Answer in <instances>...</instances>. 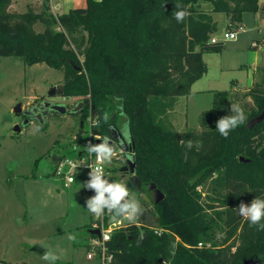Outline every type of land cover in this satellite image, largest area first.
<instances>
[{
  "label": "trees",
  "instance_id": "1",
  "mask_svg": "<svg viewBox=\"0 0 264 264\" xmlns=\"http://www.w3.org/2000/svg\"><path fill=\"white\" fill-rule=\"evenodd\" d=\"M41 1L39 8L19 12L10 9L12 0H0V55L60 69L62 95L84 97L79 114L86 122L92 110L95 133L114 138L111 124L122 134L127 124L130 136L124 137L135 152L141 193L154 182L165 194L152 208L160 217L156 228L139 216L136 224L126 221L113 232L108 247L115 261L264 264V230L234 210L264 199V119L248 126L264 111V66L245 93L252 100L243 108L245 123L227 138L216 122L232 115L230 90L214 92L212 107L200 114L201 130H178L169 119L179 96L192 93L207 72L204 53L225 48L211 40L220 29L215 13H225L226 27L238 29L246 12L264 8L260 0H87L58 14L51 0ZM185 9L190 15L178 23L174 13ZM37 22L42 30L34 29ZM188 140L191 149L181 143ZM207 183L213 194L204 196L198 187Z\"/></svg>",
  "mask_w": 264,
  "mask_h": 264
},
{
  "label": "rangeland",
  "instance_id": "2",
  "mask_svg": "<svg viewBox=\"0 0 264 264\" xmlns=\"http://www.w3.org/2000/svg\"><path fill=\"white\" fill-rule=\"evenodd\" d=\"M78 1L79 6L87 5V0ZM41 2L12 0L10 9L23 12L29 6L39 8ZM70 2L61 0L60 13L68 11ZM209 7L210 4H203V8ZM253 14H244L242 24L246 30L240 31L237 39L225 41L222 51L204 53L208 70L194 84L195 93L179 96L169 113L178 130H201L200 114L212 107L214 92L218 90L233 92L231 104L242 108L252 104L245 93L252 73H257L258 79L264 66L263 60L253 72L256 52L251 43L264 35L263 29L255 27ZM215 16L220 22L217 34L222 35L228 29L225 14L216 12ZM33 27L39 31L43 24L37 22ZM63 81V72L46 62L28 64L21 56L0 55V260L49 264L41 256L52 251L59 257L54 264H99L88 256V244L96 239L89 231L92 214L86 208L89 196L83 187L90 179L88 173L77 170V181L67 186L57 177V162L52 157L53 152L60 155L72 149L80 122L70 112H53L45 118L46 127H40L38 119L15 112L18 104L29 109L44 98L65 103L68 108L84 100L82 96H50L49 91L62 86ZM18 124L21 131L15 130ZM83 133L81 142L90 138L89 119ZM122 157L124 154L108 163V174L114 181L126 183L131 174L121 170L126 164ZM198 190L204 196L213 194L208 183L201 184Z\"/></svg>",
  "mask_w": 264,
  "mask_h": 264
},
{
  "label": "clouds",
  "instance_id": "3",
  "mask_svg": "<svg viewBox=\"0 0 264 264\" xmlns=\"http://www.w3.org/2000/svg\"><path fill=\"white\" fill-rule=\"evenodd\" d=\"M176 8L181 9V6L177 4ZM188 15L190 13L186 9L177 10L174 13V18L180 23ZM230 110L232 115L223 116L216 122V130L225 138L228 137L230 131L244 124L247 119L243 108L239 104H231ZM123 134L126 138L130 136L127 124L124 125ZM96 139H100V137H96ZM181 143L185 144L189 149L193 147L192 140H188L186 143L181 141ZM196 145L199 146V141L196 142ZM87 151L95 154L98 165L95 167L89 165L91 168L89 172L90 179L83 185V187L92 189L96 193L86 200L88 211L96 218H101L105 215V210H107V213L112 215L113 218H122L129 224H136L139 216L144 213L145 208L125 183L110 181L101 166L104 163H111L113 158H119L123 153L112 145L107 137L103 138L99 144H93L89 141ZM234 210L245 221H248L250 226H258L260 230H264V223H262L264 221V199L256 197L250 204L241 202ZM143 238V233H141L139 241H142ZM69 239H72V237H69ZM58 258L52 251H45L41 256V259L48 261L49 264H54V261Z\"/></svg>",
  "mask_w": 264,
  "mask_h": 264
},
{
  "label": "built area",
  "instance_id": "4",
  "mask_svg": "<svg viewBox=\"0 0 264 264\" xmlns=\"http://www.w3.org/2000/svg\"><path fill=\"white\" fill-rule=\"evenodd\" d=\"M242 30H245V28L241 25L238 29L225 30V32L222 35H218L216 32L212 35L211 40L213 42L216 41L225 42L229 40H235L237 39L239 32ZM253 45H257V43L253 42ZM88 119L90 123V138L85 142H81L80 139L84 133H82L81 136L78 135L76 137V141L72 146V149L67 153L60 154L59 159L57 161V170H56L57 177L62 179L67 186H70L71 184L77 181V174H76L77 170H86L89 176V172L91 171L89 165L93 167L98 166L95 154L89 153L87 151V146L89 141H91L93 144H97L96 137H100L101 140L105 137H103L100 133H95L92 130V126L98 123V119L93 115L92 110L88 115ZM109 139H113L115 141V138H109ZM116 148L124 154V157L122 158L127 159L126 151L120 146H117ZM129 151L134 152V150H132L131 148L129 149ZM101 166L104 168L106 177L110 181H114L113 177L108 174V167H109L108 163H104ZM85 191L88 194L89 198L96 194L95 191L92 189L85 188ZM110 216L111 215L107 213V210H105V215L101 218H96L92 214L91 229H100L101 233L100 235L95 234L96 239L89 243L88 256L90 258L98 260L99 264H119L115 261L114 254L109 251L108 241L111 240L113 232L116 229L120 228L126 222V220H123L122 218H117L116 221L109 224ZM150 226L156 228V226L153 225ZM200 245H202V243H200Z\"/></svg>",
  "mask_w": 264,
  "mask_h": 264
},
{
  "label": "water",
  "instance_id": "5",
  "mask_svg": "<svg viewBox=\"0 0 264 264\" xmlns=\"http://www.w3.org/2000/svg\"><path fill=\"white\" fill-rule=\"evenodd\" d=\"M56 94H63V87L60 86L59 88L53 87L49 91L50 96H54ZM84 107V100H80L77 102L75 106L72 108H68L67 104L61 103V102H56L51 99H45L43 101V106L40 107V109H43L41 112L38 111V107L35 106L31 109H24L22 104H18L15 107V112L17 114H26V115H31L33 112H36L32 117L36 118L39 120V123L43 124L45 122V118L50 115L51 112H57V113H62L65 114L67 112L72 113L75 115V119L80 122V130H79V136L82 135L83 133V126L85 124V120L81 118L80 116V111ZM264 119V111L257 115L254 116L249 122L248 126L249 128H253L257 123L261 122ZM26 123L29 122V118L26 119ZM21 125H16L15 130L16 131H21ZM111 130L115 133V141L113 139H109V142L114 145L115 147L120 146L126 151V157L122 158V160L126 163L122 166L121 170L127 172L128 174H131L130 179L125 183V185L134 192L136 197L139 199V201L144 200L146 202H150V197L147 193L141 194L140 190L138 188H141L142 186V180L137 176L136 174V157H135V152L129 151L130 146L127 141V139L124 137V135L121 133L120 129L115 125L111 124ZM101 139H96V143L99 144L101 143ZM52 157L55 162L58 161L59 159V154L56 152L52 153ZM243 159V157H241ZM151 188H154V203H159L165 198L164 192L157 188L156 183L151 184ZM142 218L147 221L148 225H153V226H158L160 223V217L155 216L152 209H145L144 213L142 215ZM117 218H113L111 215L109 218V224L116 221ZM89 231L93 234L100 235V229H89Z\"/></svg>",
  "mask_w": 264,
  "mask_h": 264
},
{
  "label": "crops",
  "instance_id": "6",
  "mask_svg": "<svg viewBox=\"0 0 264 264\" xmlns=\"http://www.w3.org/2000/svg\"><path fill=\"white\" fill-rule=\"evenodd\" d=\"M67 1H71V0H67ZM76 2H79V1L78 0H72V2H70L71 5H68V8L67 9L69 10L70 8H73V7H80L79 5H77ZM204 3L210 4V7L208 9H211L212 8L211 3H209V2H203L202 5ZM260 4H261V6H263L264 5V0H260ZM60 6H61V0H51V10L53 9L52 11L55 14L60 13ZM253 15H254V19H255V22H256L255 27L258 28L259 30H261V29L264 30V8L260 9L258 12L254 13ZM223 17H224V15H223ZM223 19H224L225 25H227L228 18L226 16V14H225V18H223ZM241 25L246 30V26L244 24H242V23H241ZM253 42H256L257 45H253ZM251 47H253L254 50H255V52H256L255 57H254V61H253L254 65H255L253 72H257L259 66L263 63V60H264V35H263L262 39H254L252 41V43H251ZM255 80H257V73L256 74L255 73H252L250 87L253 85V83L255 82ZM194 84L192 86V93L188 94L189 96H193V94L195 93Z\"/></svg>",
  "mask_w": 264,
  "mask_h": 264
},
{
  "label": "flooded vegetation",
  "instance_id": "7",
  "mask_svg": "<svg viewBox=\"0 0 264 264\" xmlns=\"http://www.w3.org/2000/svg\"><path fill=\"white\" fill-rule=\"evenodd\" d=\"M45 100V98L40 101L39 103H35L34 105H32L29 109L37 106L39 109L37 112H41L43 111V109H40L41 106H43V101ZM76 105V104H75ZM36 112H33L31 115H28L29 117L33 116ZM53 112H51L50 114H52ZM122 133V132H121ZM126 174L128 175V173L126 172ZM131 177V176H130ZM130 177L128 179H130ZM128 181V180H127ZM126 181V182H127ZM158 188V187H157ZM140 190V192L142 191V186L141 188H138ZM144 193H147L150 197V202H146V201H143V203H141V205L145 208V209H150L152 208V206H154V188H151V186L148 187L147 189V192H144ZM143 194V193H141Z\"/></svg>",
  "mask_w": 264,
  "mask_h": 264
}]
</instances>
